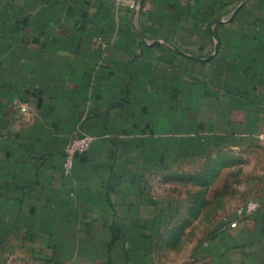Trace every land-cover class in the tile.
Instances as JSON below:
<instances>
[{
	"label": "crops",
	"instance_id": "0c3cea01",
	"mask_svg": "<svg viewBox=\"0 0 264 264\" xmlns=\"http://www.w3.org/2000/svg\"><path fill=\"white\" fill-rule=\"evenodd\" d=\"M214 181L188 264H264V0H0V264H161Z\"/></svg>",
	"mask_w": 264,
	"mask_h": 264
},
{
	"label": "rangeland",
	"instance_id": "374dc122",
	"mask_svg": "<svg viewBox=\"0 0 264 264\" xmlns=\"http://www.w3.org/2000/svg\"><path fill=\"white\" fill-rule=\"evenodd\" d=\"M221 187V184L214 181L210 192L200 191L203 186L197 187L196 192H181V199H186L187 202L192 203L196 197V206L182 208L179 222L166 225L165 228L174 230L171 235L175 238L169 241V248L159 240L161 244L158 247V260L161 264H188L192 243L201 242L225 226L224 215L236 203L237 195L228 185H224L225 189ZM176 234L179 238H176ZM202 260L196 264H204Z\"/></svg>",
	"mask_w": 264,
	"mask_h": 264
},
{
	"label": "built area",
	"instance_id": "2783aa9c",
	"mask_svg": "<svg viewBox=\"0 0 264 264\" xmlns=\"http://www.w3.org/2000/svg\"><path fill=\"white\" fill-rule=\"evenodd\" d=\"M116 3L124 7H133L137 4L138 0H115ZM15 104L17 101L14 102ZM21 108L26 109L25 105H21ZM91 136L85 133H79L71 137L63 152V172L68 174L72 171L74 167L75 157L88 149L91 144ZM259 207V203L255 200H248L240 203L236 207L237 219H248ZM237 220L231 221L229 227H235Z\"/></svg>",
	"mask_w": 264,
	"mask_h": 264
}]
</instances>
